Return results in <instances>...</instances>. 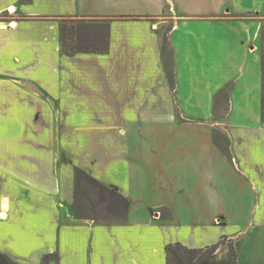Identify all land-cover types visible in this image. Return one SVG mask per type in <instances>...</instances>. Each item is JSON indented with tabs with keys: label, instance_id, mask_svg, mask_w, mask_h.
<instances>
[{
	"label": "crops",
	"instance_id": "1",
	"mask_svg": "<svg viewBox=\"0 0 264 264\" xmlns=\"http://www.w3.org/2000/svg\"><path fill=\"white\" fill-rule=\"evenodd\" d=\"M63 20H111L109 52L66 55ZM262 30L264 0H0V251L16 264H168L170 244L242 236L239 263L264 264ZM149 122L162 130L130 128ZM76 167L128 199L127 220L75 217ZM235 176L244 207L254 196L247 233L226 229V196L215 206L200 190Z\"/></svg>",
	"mask_w": 264,
	"mask_h": 264
},
{
	"label": "trees",
	"instance_id": "2",
	"mask_svg": "<svg viewBox=\"0 0 264 264\" xmlns=\"http://www.w3.org/2000/svg\"><path fill=\"white\" fill-rule=\"evenodd\" d=\"M111 20H63L61 22V48L68 55L79 53L106 54L110 50ZM262 64L264 76V30H262ZM163 61L166 73L175 84L174 51L167 37L164 38ZM264 117V102H263ZM217 140V139H216ZM220 141V140H219ZM222 148H227L221 142ZM90 192L97 195L92 198ZM73 212L77 219L103 222H121L128 219L129 201L98 181L85 170L75 168V201ZM241 239L234 240L224 236L212 247L192 249L181 243L166 247L168 264H240L238 253ZM221 251L224 258H216ZM52 256H46L43 264H47ZM0 264H16L0 251Z\"/></svg>",
	"mask_w": 264,
	"mask_h": 264
},
{
	"label": "rangeland",
	"instance_id": "3",
	"mask_svg": "<svg viewBox=\"0 0 264 264\" xmlns=\"http://www.w3.org/2000/svg\"><path fill=\"white\" fill-rule=\"evenodd\" d=\"M2 19V18H1ZM167 29V27L165 28ZM164 29V30H165ZM64 105L70 104V102H62ZM81 106L87 107V108H94L99 111V114L101 115L102 118L103 115H106V118H109L107 113H110V116L114 114L115 109L113 108L112 104L109 102H79ZM222 106H226L225 102H216V116H219L221 113L225 114V110L222 109ZM227 109V108H226ZM118 110H116L117 112ZM138 127V128H137ZM136 125H131L132 130H139V131H145V130H156V131H161L162 130V123H140ZM244 189V187L241 186L239 181L237 180L235 176V186L233 187H220L219 191L218 188H214L210 185H203L200 190L202 193V196L205 201L208 203H214L215 206H217L218 201L217 199L221 197V193L223 196L227 197V209L226 213L222 212L224 216L226 217V223L228 224L226 226V229H228L229 233H237L240 231H245L246 233L249 230H252V226L256 225L255 223L258 221L257 219L252 218V208H253V202H254V196L253 193H249L250 198V205L249 207L245 206V202L242 201L241 198V191ZM246 189V188H245ZM190 188H188V195L190 197L192 196L190 193ZM196 195V193L194 194ZM90 196L92 198H97L96 194H92L90 192ZM216 201V203H215ZM185 221L187 219H184ZM189 221V220H188ZM242 237V236H241ZM239 238H233L234 240L241 239ZM213 246V245H212ZM208 246V247H212ZM204 247V248H208ZM202 249V248H198ZM218 259L224 258V254L221 253V251L217 252L216 255Z\"/></svg>",
	"mask_w": 264,
	"mask_h": 264
}]
</instances>
